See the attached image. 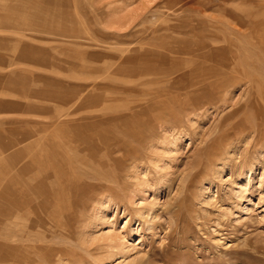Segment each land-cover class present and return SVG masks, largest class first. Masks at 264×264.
Listing matches in <instances>:
<instances>
[{
	"label": "rangeland",
	"instance_id": "1",
	"mask_svg": "<svg viewBox=\"0 0 264 264\" xmlns=\"http://www.w3.org/2000/svg\"><path fill=\"white\" fill-rule=\"evenodd\" d=\"M0 200V264H264V0H0Z\"/></svg>",
	"mask_w": 264,
	"mask_h": 264
},
{
	"label": "bare ground",
	"instance_id": "2",
	"mask_svg": "<svg viewBox=\"0 0 264 264\" xmlns=\"http://www.w3.org/2000/svg\"><path fill=\"white\" fill-rule=\"evenodd\" d=\"M210 46V45H209ZM209 46L208 45H202V49H209ZM211 47V46H210ZM194 48V47H193ZM198 48V47H197ZM224 48H217V46H216V48L215 47H212V49L211 50H209V52L207 53L208 54V61H207V59H206V62H205V66H207V69L205 70V71H200L199 72V70L196 68L195 70H192L191 72H192V76L194 77V79L193 80H191V82L193 83V85H189V87H190V89L193 91V92H196L197 93V89H195V87L197 86V85H200L201 84V81L203 80L204 82H207V84L209 85V87H213V86H215L216 85V87H215V90L214 91H216L217 93L219 92V91H221V90H225V89H227L226 87H230L232 84H233V81H235V79H234V77H232V78H229L230 80H228L227 82L225 81V83H223V80L225 79V78H227L230 74L226 71V70H217V69H213V68H211V65H216V66H221L222 68H227V66H228V63L230 62V61H232V59L234 60V55L231 53V51H230V49L228 50V51H226V50H223ZM197 50V49H196ZM200 50V49H199ZM176 53V52H175ZM196 59V58H195ZM171 61V60H170ZM200 61V60H199ZM178 62H180L179 60H178ZM197 62V61H196ZM183 63V62H182ZM181 63V64H182ZM204 63V62H203ZM180 64V63H179ZM184 64V63H183ZM195 65H196V63H195ZM203 65V64H202ZM232 65V64H231ZM203 67V66H202ZM195 71V72H194ZM205 77H210V81H208V80H205L204 78ZM199 80V82H197ZM220 80V81H219ZM226 80V79H225ZM195 83V84H194ZM220 83V84H219ZM217 84H219V85H217ZM195 86V87H194ZM202 86V85H201ZM204 86V85H203ZM202 86V87H203ZM205 86H206V84H205ZM212 89V88H211ZM200 90V89H199ZM204 90H206V89H204ZM203 90V91H204ZM193 94H195V93H193ZM212 98V97H211ZM188 99H189V97H188ZM182 100H184V98L182 99ZM20 183V182H19ZM23 185V184H22ZM20 187V186H19ZM23 188V187H22ZM24 189V188H23ZM27 189V188H26ZM36 189V188H35ZM39 190V189H38ZM30 194V193H29ZM27 197H29V196H27ZM26 197V198H27ZM47 197V196H46ZM45 197V198H46ZM30 198V197H29ZM37 199V198H36ZM41 199H42V197H41ZM38 200V199H37ZM1 201V200H0ZM39 201V200H38ZM46 202H48V201H46ZM19 203H21V202H19ZM2 204V203H1ZM0 204V205H1ZM39 204V203H38ZM8 205V204H7ZM7 205H5V206H7ZM33 206V205H32ZM47 206V205H46ZM0 207H4V204H3V206L1 205ZM9 208V207H8ZM20 208V207H19ZM30 208V207H29ZM12 209V208H11ZM18 209V208H17ZM17 209L15 210V211H17ZM1 210V209H0ZM8 210H10V208L8 209ZM45 211V210H44ZM11 212H12V210H11ZM18 212V211H17ZM36 212V211H35ZM1 213V212H0ZM14 213V212H13ZM28 213V212H27ZM26 213V214H27ZM4 214V213H3ZM10 215V214H9ZM8 215V216H9ZM17 215H19V213L17 214ZM7 216V215H6ZM11 216V215H10ZM9 216V218H11ZM23 216V215H22ZM25 216V215H24ZM33 217H34V215H32ZM45 216H46V214H45ZM16 218V217H15ZM40 218V217H39ZM51 218V217H50ZM21 220H22V217L20 218ZM7 220V219H6ZM9 220V219H8ZM38 221V220H37ZM8 222V221H7ZM9 223V222H8ZM8 223H6V224H8ZM31 223H32V221H31ZM34 223V222H33ZM4 224H5V222H4ZM21 224V223H20ZM25 224V223H24ZM20 226V225H19ZM24 226V225H23ZM25 226H30V225H25ZM33 226H35L34 224H33ZM18 227V226H17ZM55 227V226H54ZM20 228H23V227H19V229ZM31 229V228H30ZM17 230V229H16ZM14 231V230H13ZM20 231H22L21 229H20ZM27 230H25V232H26ZM17 232V231H16ZM38 232V231H37ZM14 233H15V231H14ZM20 233V232H19ZM24 233V232H23ZM16 234V233H15ZM21 235V234H20ZM23 235V234H22ZM21 235V236H22ZM26 235V234H25ZM22 238V237H21ZM27 250V249H26ZM29 256V255H28ZM31 257V256H30ZM32 260H33V258H32ZM33 264V263H32Z\"/></svg>",
	"mask_w": 264,
	"mask_h": 264
}]
</instances>
